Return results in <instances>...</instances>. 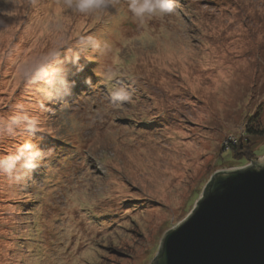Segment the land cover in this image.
<instances>
[{
    "label": "rangeland",
    "instance_id": "374dc122",
    "mask_svg": "<svg viewBox=\"0 0 264 264\" xmlns=\"http://www.w3.org/2000/svg\"><path fill=\"white\" fill-rule=\"evenodd\" d=\"M113 3L82 17L63 0H0V118L22 107L54 149L23 181L0 177V264H151L214 172L264 156L250 132L264 128V0H175L144 26ZM86 36L100 47L60 57L69 92L21 78L22 61ZM111 84L131 100L112 103Z\"/></svg>",
    "mask_w": 264,
    "mask_h": 264
},
{
    "label": "water",
    "instance_id": "95a60500",
    "mask_svg": "<svg viewBox=\"0 0 264 264\" xmlns=\"http://www.w3.org/2000/svg\"><path fill=\"white\" fill-rule=\"evenodd\" d=\"M205 188L151 264H264V156L214 172Z\"/></svg>",
    "mask_w": 264,
    "mask_h": 264
},
{
    "label": "clouds",
    "instance_id": "9594fccd",
    "mask_svg": "<svg viewBox=\"0 0 264 264\" xmlns=\"http://www.w3.org/2000/svg\"><path fill=\"white\" fill-rule=\"evenodd\" d=\"M123 2L126 13L140 26H144L153 18L170 16L175 11V0H123ZM63 5L71 13L82 17L103 16L110 7H115L113 0H63ZM100 45L101 41L95 36L81 37L75 43L66 42L64 38H60V41L54 43L53 48L42 56L22 61L17 66V70L21 72L22 79L35 84H47V77L52 75L60 77L64 80V86L69 92V82L59 66L60 57L68 53L70 54L68 59L78 64L81 53L97 49ZM65 48L68 49L67 52L64 51ZM74 49L78 51L71 55ZM79 70H83V65ZM114 79L115 73L111 70L103 76V80L108 83ZM85 82L92 85L91 78ZM108 95L112 103H125L132 98L129 90L119 84H111L108 87ZM40 107L44 105L41 104ZM40 131L39 121L19 106L9 116L0 118V142L24 137L22 140L18 139L14 150L5 152L0 149V177L14 182L23 181L29 173L35 172L42 166V162L53 154V148L44 149L35 142V137Z\"/></svg>",
    "mask_w": 264,
    "mask_h": 264
},
{
    "label": "trees",
    "instance_id": "16d2710c",
    "mask_svg": "<svg viewBox=\"0 0 264 264\" xmlns=\"http://www.w3.org/2000/svg\"><path fill=\"white\" fill-rule=\"evenodd\" d=\"M250 132L251 133H257L258 135H261V136H264V128H261V129H259L257 132H255V131H253V130H250ZM256 134V135H257ZM212 181V180H211ZM211 181L207 184V186H206V188H205V192H204V195L206 194V192L208 191V188H209V186H210V184H211ZM160 253V252H159Z\"/></svg>",
    "mask_w": 264,
    "mask_h": 264
}]
</instances>
